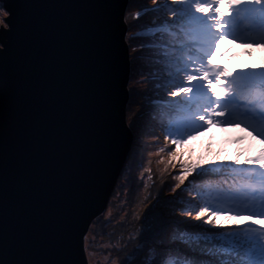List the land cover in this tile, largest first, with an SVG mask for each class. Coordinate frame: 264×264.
<instances>
[{"label":"water","instance_id":"water-1","mask_svg":"<svg viewBox=\"0 0 264 264\" xmlns=\"http://www.w3.org/2000/svg\"><path fill=\"white\" fill-rule=\"evenodd\" d=\"M3 3L0 264H89L133 143L129 0Z\"/></svg>","mask_w":264,"mask_h":264},{"label":"snow or ice","instance_id":"snow-or-ice-1","mask_svg":"<svg viewBox=\"0 0 264 264\" xmlns=\"http://www.w3.org/2000/svg\"><path fill=\"white\" fill-rule=\"evenodd\" d=\"M225 3L229 9H240L243 5L238 15L253 21L255 27L264 31V0H211L210 3L202 0H154V7L146 8L145 12L137 11L133 16L134 20H139L148 10L165 14L161 23L154 20L153 27L138 34L137 38L146 41L138 45V50L144 52L147 49L144 61L152 67V71L145 74L146 78L155 82V88H164L166 97H179L166 105L174 118L168 121L165 130L170 136L180 138L173 139V144L183 143L189 133L206 129L213 123V118L219 122L225 112H217V109H227L228 105L233 106L228 112L230 119L254 121L250 126L264 136V71L250 74L248 70H240L237 80L226 72L222 64L211 62L218 54L216 45L224 39L220 30L226 27L224 21L227 17L221 11V5ZM0 12L5 17L2 22L7 25L9 12L3 0H0ZM186 36L211 38L212 42L207 43L208 51L205 52V45L199 40H185ZM193 55L202 61L199 67H194L197 61ZM205 65L211 71H202ZM222 77L226 81L231 78L234 87L221 84ZM245 91L259 94L247 99ZM232 163L225 157L211 171L231 169L232 172L243 173V178L249 183L241 188H220L212 198L219 206L230 205V209L211 211L208 207H198L194 218L211 227L203 235L181 237L182 242L195 244L202 248L201 255L214 260H201L189 257L187 253L153 247L149 249L145 264H264V151L243 162L258 167L235 169ZM234 163L242 162L235 160ZM198 170L201 175L209 172L203 164H193L182 172L180 183L183 184L190 173ZM223 182L226 184L227 180ZM233 209L237 215L250 212L249 220L243 224L222 223L220 216L230 220ZM187 215L192 216V212L188 211ZM154 226L155 219L150 209L142 219V228L147 233ZM213 229L229 230L214 232Z\"/></svg>","mask_w":264,"mask_h":264},{"label":"trees","instance_id":"trees-1","mask_svg":"<svg viewBox=\"0 0 264 264\" xmlns=\"http://www.w3.org/2000/svg\"><path fill=\"white\" fill-rule=\"evenodd\" d=\"M149 1L129 0L125 14L126 39L129 47H133V52H130L131 71L128 84L130 96L126 108L127 122L133 132V143L106 210L92 221L86 234L87 256L88 253L90 254L92 242L95 244L110 242L111 256L118 264H145V260L149 258V249L153 247L187 253L189 257L201 260H214L213 257L201 255L202 248L195 244L182 242L181 237L203 235L205 230L211 227L202 225L201 221L194 218L198 207H208L211 211L230 209V205L219 206L212 198L220 188H241L249 183L243 178V173L232 172L231 169H222L221 172L211 171L212 168L219 166L217 162L224 161L227 157L229 162H233L232 168L235 169H250L255 166L243 163L247 158L243 159L239 153L228 150L221 142L211 144L208 141H201L198 146H191L189 139L198 137L199 132L203 130L195 134L189 133V138L187 137L183 143H172L173 139L180 138L170 136L165 130L168 121L174 118L168 113L166 105L168 101L179 97H166L164 88H155V82L151 78H146L145 74L152 71V67L144 61L147 49L144 52L138 50V45L146 42L143 38H137L138 34L145 33L153 27L152 18L148 17L155 15L153 20L158 24L165 18L164 13L148 10L139 20L133 19L137 11L145 12L146 8L153 7L150 6L153 2L149 4ZM226 17L225 20L232 17L235 22L230 29L236 30L239 26L244 39L254 38L264 47V31L255 27L253 21L229 14ZM226 32L232 35L234 31ZM129 37L132 39H128ZM185 40H199L200 44L205 45V52L208 50L207 43H211L205 38L195 36H186ZM216 58L215 56L213 59ZM193 59L202 63L196 55H193ZM204 68L205 71H211L207 65ZM258 73L259 71L254 74ZM232 76L239 79V74ZM220 83L234 87L231 78L226 81L222 77ZM258 94V92L252 94L244 92L247 99H253ZM232 109V105H228L227 109L224 107L217 109V112L223 111L225 115L219 118V122L213 118L211 125L238 126L239 129L264 141V136L250 126L254 121L230 119L228 112ZM209 113L211 114V109ZM158 140H163L169 150L168 153L163 154L152 149ZM235 160L242 163L236 164ZM193 164H203L209 172L203 175L199 174V170L190 173L188 179L181 184L182 172L187 171ZM224 180H227L226 184ZM150 209L153 212L155 226L145 233L142 219ZM109 210H111L110 215H108ZM188 211L192 212V216L187 215ZM235 216L250 217L251 213L237 215L233 209L231 217ZM220 220L224 224H237L224 215L220 216ZM228 230L213 229L214 232ZM90 261L91 258L89 263Z\"/></svg>","mask_w":264,"mask_h":264},{"label":"rangeland","instance_id":"rangeland-1","mask_svg":"<svg viewBox=\"0 0 264 264\" xmlns=\"http://www.w3.org/2000/svg\"><path fill=\"white\" fill-rule=\"evenodd\" d=\"M151 2H153V4H150ZM202 2L210 3L211 0H202ZM149 4L150 6L152 5L154 7L155 6L154 0H150ZM243 7L244 6L241 5L240 9H229L227 7V4L225 3L221 5V11L225 13V16H228V14L230 13L232 16H236L238 18L240 17V15H236V14H238V12H240ZM154 17L156 16L151 15L148 18L149 19L152 18L151 21H154L153 20ZM4 19L5 17L3 16V13L0 12V26L2 25L7 26L2 22L4 21ZM234 23L235 22L233 21L232 17L224 21L226 27L220 30V33L223 34L224 39L220 40L219 44L216 45L217 53H218L216 55L217 58L212 59L211 62L222 64L226 72L231 74H239L240 70H248L250 74L252 73L254 74L258 71L259 72L264 71V68L261 67L264 66V47L261 46L260 43L256 41V39L254 38L244 39L243 35L240 33L241 29L239 26H237L236 30L230 29ZM227 30H231L234 32L231 35L228 32H226ZM207 40L212 42L211 38H207ZM129 51L133 52V47L131 48L129 47ZM200 64L201 62H196L194 67H199ZM205 70L206 69L203 67L202 71ZM129 96H130V91H129ZM189 140L191 142L190 144L191 146L193 145L196 146L201 141H208L211 142V144H215L216 142H221L228 150L239 153L243 157V159L255 157L259 155L262 151H264V141H262L261 139H259L254 135L245 132V130L243 129H239L238 126L218 127L216 125L214 126L210 125L203 131L199 132L198 137L195 138L193 137L190 138ZM152 149L158 150L159 153H163V154L169 152L163 140L156 141ZM110 211L111 210H109L108 215H110L111 213ZM248 220H249V216H235V217H231L230 219V221L237 222L240 224H243L245 221ZM90 246H91L90 254L88 253L87 256V258L89 257L88 260H90L91 258L89 264H118L117 261L113 258V256H111L110 250L112 244L110 242L109 243L103 242L100 244H95L94 242H92Z\"/></svg>","mask_w":264,"mask_h":264}]
</instances>
